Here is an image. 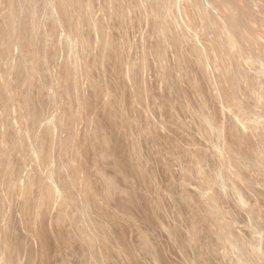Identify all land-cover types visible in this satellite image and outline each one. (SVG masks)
<instances>
[{"label": "rangeland", "instance_id": "rangeland-1", "mask_svg": "<svg viewBox=\"0 0 264 264\" xmlns=\"http://www.w3.org/2000/svg\"><path fill=\"white\" fill-rule=\"evenodd\" d=\"M182 1L0 0V227L14 232L16 229L19 238L26 239L23 252L19 251L22 254L13 260L10 258L12 264H96L97 261V264H229L232 255L228 241L238 252L240 249L247 252L248 246L261 240L259 249L264 252V162L252 161L247 145L241 147L243 152L240 150V139L246 136L251 135L254 143L262 142L264 137L255 139L256 133L263 135L264 127L260 124L253 130L256 133L248 130L258 105L245 98L240 90V78H237V74L240 76V62L237 61H240V36L229 26L226 27L228 30L220 28L213 33L210 25H205L213 39L207 41L202 37L203 29L196 30L197 20H191L194 10L188 7L189 0ZM239 1L232 0L231 9L236 15L240 14ZM210 16L214 17V13ZM227 32H233L232 37ZM220 56L221 61H218ZM224 60L234 71L231 77L224 74ZM203 66L206 71L215 73L208 71L209 75L207 72L210 93L204 87L205 96L199 92L198 84L207 80ZM203 97H211L207 102L215 101L211 102L213 106L205 102L210 109L203 106ZM217 97L220 101L215 99ZM213 107L218 110L215 115L211 113ZM33 116L37 117L33 119ZM37 118L42 120L41 126L37 125ZM202 120L209 121V127L216 125L219 133L211 128L204 133ZM36 127H40L39 130ZM44 127L49 132L43 131ZM232 132L239 140L235 150L239 157L232 159L239 175L240 154L247 163V166L243 163L247 168L241 173L240 181L237 180L238 191L228 181L218 178L220 166H213L212 170V164L208 162L210 159L215 165L217 159H230L232 154L228 145ZM49 139L51 141L47 142ZM187 143L193 146L188 147ZM184 152L189 154L185 156ZM192 156L197 160L205 157L202 169L205 175L208 174L209 189L184 169ZM17 160L20 163L18 177L12 173ZM30 167L36 171L33 173ZM231 171H225V175H231ZM10 173L15 176L14 190L8 186ZM36 177L41 182L42 192L40 190L35 198L33 187L29 190L31 202L35 204L36 200V204L33 209L29 207L31 214L27 210L26 217L21 206L27 194L25 184L28 186ZM246 177L251 181L247 185L242 181ZM64 178L66 185L62 183ZM241 183L246 189L242 190ZM215 188L224 190L225 194L219 195ZM200 191L204 193L202 196L198 194ZM238 192L241 195L247 192L246 199L250 198L251 204ZM207 193L217 210H213L216 212L213 216L218 215L223 225L226 223L220 232L217 227L214 231L215 224H209L212 219L206 215L205 208L202 209L204 206H198L201 211L194 206L193 198L200 203L199 199H205ZM189 194L194 197L189 198ZM240 198L249 208L257 206V213L247 216V212L240 209ZM39 203L44 204V209ZM96 203H101V210L98 211ZM254 208H251L252 212ZM27 219L30 226L26 225ZM40 221L50 238L48 253L43 255L37 234ZM64 223L68 227L65 233V229L56 227V224L64 226ZM117 235L122 237L121 243ZM16 251H9V257ZM24 252L28 254L26 257ZM109 254L111 261H108ZM255 257L257 255L251 256L245 264H255Z\"/></svg>", "mask_w": 264, "mask_h": 264}, {"label": "bare ground", "instance_id": "bare-ground-1", "mask_svg": "<svg viewBox=\"0 0 264 264\" xmlns=\"http://www.w3.org/2000/svg\"><path fill=\"white\" fill-rule=\"evenodd\" d=\"M180 1H182V0H180ZM225 1H228V3L227 4H225ZM169 2V1H168ZM183 2V1H182ZM188 2V7L190 8V9H193L194 10V14H193V16H192V19L191 20H193V21H195V20H197L196 21V23H195V26H196V30L197 31H200L201 29H203V32H202V34L204 35V36H202V34H201V36L202 37H204V38H206V40L207 41H210V40H213L212 39V37L210 36L211 34V32H209V31H207V30H205V25H210V29H213V33H216V32H218L219 31V29L221 28L222 30H224V29H226V27H231V28H233L234 30H235V32H236V34L238 35V36H240L239 38H240V48H239V50H240V61L239 60H237L238 62H240V68L237 66V69H238V72L240 73V76L237 74V78H240V90H241V93L243 94V96L245 97V98H247V99H249L251 102H253V103H255L256 105H258V107L256 108V112H255V116H254V120H253V123L252 124H250L249 126L250 127H248V130H249V128H250V131H252L253 132V130H256L259 126H260V124H262L263 125V127H264V110H262L261 109V107L264 109V107L262 106V105H264V0H240L239 2H240V14L238 15L240 18L238 19L237 18V15L233 12V10L231 9V6H232V0H205V3H202L203 2V0H189V1H187ZM109 3V2H108ZM180 4V3H179ZM185 4V3H184ZM225 4V5H224ZM142 5V4H141ZM181 5V4H180ZM186 5V4H185ZM184 5V6H185ZM178 6V5H177ZM208 7V8H207ZM233 7V6H232ZM184 8V7H183ZM230 8V9H229ZM180 9V8H179ZM209 10L208 12L206 11V10ZM213 9V10H212ZM116 12V11H115ZM211 12V13H210ZM212 12L214 13V17L213 16H210L211 14H212ZM179 13V12H178ZM192 14V13H191ZM190 16V15H189ZM191 17V16H190ZM211 17H212V19H211ZM197 18V19H196ZM185 19V18H184ZM161 20V19H160ZM201 22V23H200ZM184 23V22H183ZM222 26H223V28H222ZM157 29V28H156ZM221 30V31H222ZM226 30H228V29H226ZM231 30V29H230ZM230 30H229V32H230ZM232 31V30H231ZM229 32H227L228 33V35H230L231 37H232V33L231 34H229ZM201 33V32H200ZM199 33V34H200ZM177 34V33H176ZM210 34V35H209ZM218 34V33H217ZM222 34H224V32H222ZM235 34V35H236ZM227 35V34H226ZM234 35V36H235ZM215 36H216V34H215ZM219 36V35H218ZM219 37H221V36H219ZM201 38V37H200ZM224 38V37H223ZM228 38H230V37H228ZM227 38V39H228ZM235 38V37H234ZM237 38V37H236ZM235 38V39H236ZM201 39H203V38H201ZM218 39V38H217ZM221 38H219V40H220ZM235 39H233V40H235ZM174 40V39H173ZM214 40H215V38H214ZM224 40H225V38H224ZM232 40V39H231ZM237 40H238V38H237ZM214 42H217V40L216 41H214ZM227 42H229L228 40H227ZM231 42V41H230ZM233 42V41H232ZM232 42H231V44H232ZM168 43V42H167ZM234 43V42H233ZM178 44V43H177ZM184 44V43H183ZM227 44H229V43H227ZM226 45V44H225ZM218 46H220V44L219 45H217L216 47H218ZM222 46V45H221ZM227 46V45H226ZM229 46H232V45H230L229 44ZM235 47V46H234ZM162 48V47H161ZM223 48V47H222ZM225 48H227V47H225ZM230 48V47H229ZM216 49H218V48H216ZM221 49V48H220ZM224 49V48H223ZM228 49V48H227ZM231 49V48H230ZM230 49H228V50H230ZM233 49V48H232ZM238 49V48H237ZM198 51V50H197ZM220 51V50H219ZM225 52H227V51H225ZM239 52V51H238ZM220 53L222 54L223 52H221L220 51ZM224 54H226V53H224ZM228 54V53H227ZM218 55V54H217ZM182 56V55H181ZM222 56H224L225 57V55H223L222 54ZM227 56H229V55H227ZM226 56V58H228ZM231 56H232V54H231ZM230 56V57H231ZM235 56H236V54H235ZM195 57V56H194ZM223 57V58H224ZM231 58H233V57H231ZM193 59V58H192ZM195 59V58H194ZM221 59V56L219 57V59H218V61H221L220 60ZM229 59V58H228ZM227 59V60H228ZM223 60V59H222ZM227 60H224V61H226V62H224V61H222V68H223V71H224V74L227 76V77H231V75H232V72H234V71H231V69L229 68V65H227L226 66V64L225 63H227L228 64V62H227ZM188 61V60H187ZM233 61V60H232ZM236 61V60H235ZM237 61H236V63H237ZM190 62V61H189ZM188 62V63H189ZM194 62V61H193ZM196 63H197V61H196ZM214 63H215V61H214ZM224 63V64H223ZM234 63V62H233ZM192 64V63H191ZM191 64H189V65H191ZM232 64V63H231ZM230 64V65H231ZM235 64V63H234ZM199 65V64H198ZM193 66V65H192ZM189 67V66H188ZM204 67V66H203ZM233 67V66H232ZM231 67V68H232ZM236 68V67H235ZM204 69V71L205 72H203V74H205V77H207V72L208 71H210V70H208V71H206V67H204L203 68ZM234 70V69H233ZM194 72H195V70H193ZM200 71V70H199ZM191 72H192V70H191ZM211 72V71H210ZM213 72V71H212ZM211 72V73H212ZM235 72H236V69H235ZM197 72H195V74H196ZM209 73V72H208ZM194 74V73H193ZM212 74H215V73H212ZM201 75V74H200ZM209 75H211L210 73H209ZM196 77H197V74L195 75ZM204 76V75H203ZM236 76V75H235ZM196 77H194V81L196 80ZM200 77V76H199ZM198 77V78H199ZM209 77V76H208ZM208 77H207V80L205 79V82H204V80H203V82H199V81H195V83H198L199 84V87H200V90H199V92L201 93V95H203V93H205L206 94V92H208V94L210 93V89H209V86L208 85H210V82H209V79H208ZM214 76H210V78H213ZM201 78H202V75H201ZM234 78V77H233ZM157 79V78H156ZM214 79V78H213ZM198 80V79H197ZM201 81H202V79H200ZM212 81V80H211ZM178 84V83H177ZM205 85V86H204ZM194 86V85H193ZM195 87V86H194ZM197 87V86H196ZM204 87H207V89H209L208 91H206L205 92V88ZM182 89V88H181ZM196 89V88H195ZM199 89V88H198ZM206 89V90H207ZM180 90V89H179ZM197 91V90H196ZM186 92V91H185ZM198 92V91H197ZM184 93V92H183ZM200 93H198V95H200ZM205 94L203 95V96H205ZM196 95V94H195ZM195 95H194V97H195ZM197 96V95H196ZM209 96V95H208ZM210 96H213L212 94L210 95ZM170 97V96H169ZM179 97V96H178ZM193 97V98H194ZM199 97H201V96H199ZM215 97V96H214ZM197 98V97H196ZM202 98V97H201ZM200 98V99H201ZM203 98H205V97H203ZM211 99V97H208L207 99L205 98V99H201V100H205V101H202V102H204L203 103V106L205 107V109L208 107V109H210L209 108V106H213L212 105V101H214V100H210V101H208V102H210L209 103V106L205 103V102H207L206 100H208V99ZM178 99V98H177ZM213 99V98H212ZM215 99H218V97L217 98H215ZM153 100V99H152ZM219 101H220V99H218ZM153 101H155V100H153ZM179 101V100H178ZM183 102V101H182ZM207 102V103H208ZM212 102V103H211ZM215 102V101H214ZM140 104V103H139ZM149 104V103H148ZM155 104V103H154ZM202 104V103H201ZM205 104H206V106H205ZM168 105V104H167ZM216 105V104H215ZM214 105V106H215ZM35 106V105H34ZM172 106V105H171ZM179 106V105H178ZM29 107V106H28ZM32 105H31V109H32ZM170 107V106H169ZM203 107V108H204ZM217 107V106H216ZM36 107H34V109H35ZM172 108V107H171ZM176 108V107H175ZM201 108V107H200ZM214 108V107H213ZM34 109L32 110L33 112H34ZM212 109V108H211ZM28 110H29V108H28ZM37 110V109H36ZM40 110V109H39ZM166 110H169L168 108L166 109ZM165 110V111H166ZM32 111L30 110V112L32 113ZM211 111V110H210ZM215 111H217L218 112V110H216V108H214V110L212 109V114L213 115H215ZM36 112V111H35ZM170 112V111H169ZM168 112V113H169ZM172 112V111H171ZM217 112H216V114H217ZM167 113V112H166ZM210 113V112H209ZM30 114V113H29ZM33 114V113H32ZM37 114V113H36ZM211 114V115H212ZM28 116H30L29 118H31L32 116L31 115H28ZM39 116H41V114L39 115ZM209 116V115H208ZM37 116H33V119H35ZM179 117V116H178ZM211 117V116H210ZM217 117H218V115H217ZM216 117V118H217ZM39 118H41V117H39ZM216 118H215V116H214V123H216L217 121H216ZM212 119V120H213ZM258 119H260V121L258 120ZM32 120V119H31ZM218 120V119H217ZM220 120V119H219ZM219 120H218V123H219ZM258 120V121H257ZM35 121V120H34ZM33 121V124L35 123ZM36 121H38V118H37V120ZM42 121V120H41ZM41 121H38V124L37 125H40L41 124ZM149 121V120H148ZM182 121V120H181ZM203 121V126H202V130H204V133L206 132V130L208 131V129L207 128H211V130H213L214 129V131L215 132H218V128L216 129V125H215V127H213V126H210L209 127V121L207 122L206 120H202ZM40 122V123H39ZM213 122V121H212ZM211 122V123H212ZM220 124V123H219ZM218 124V125H219ZM213 125V124H212ZM41 126V125H40ZM185 127H187L186 125H185ZM189 127V126H188ZM37 128V127H36ZM40 128V127H39ZM39 128H37L38 130H39ZM154 128V127H153ZM182 128H184V127H182ZM191 128V127H190ZM190 128H188V129H190ZM34 129V128H33ZM50 129V128H49ZM57 129V128H56ZM185 129V128H184ZM194 129V128H193ZM221 128H219V130H220ZM263 129V128H262ZM261 129V130H262ZM32 129H30V131H31ZM44 130H47V129H45V127H44V129H43V131ZM191 130V129H190ZM36 131V130H35ZM48 131V130H47ZM47 131L45 132V133H47ZM177 131V130H176ZM179 131V130H178ZM192 131V130H191ZM249 131V133L250 134H252L251 132ZM264 131V130H263ZM49 132V131H48ZM181 132V131H180ZM197 132V131H196ZM255 132V131H254ZM253 132V133H254ZM257 132V131H256ZM255 132V133H256ZM260 132V131H259ZM31 133V132H30ZM35 133V132H34ZM36 133H38V131L36 132ZM35 133V134H36ZM45 133H44V135H45ZM185 133V132H184ZM187 133V132H186ZM219 133V132H218ZM217 133V134H218ZM233 133V132H232ZM35 134H33L32 133V136L34 135L35 136ZM189 134V133H188ZM197 134V133H196ZM261 134H263V135H261L260 136V133H259V135L257 136V133H256V141L258 140V139H260V138H262V137H264V133H261ZM177 135H178V133H177ZM183 135V134H182ZM194 135V134H193ZM215 135V134H214ZM221 135V134H220ZM230 135V134H229ZM233 135V136H232ZM31 136V137H32ZM180 137H181V134L179 135ZM192 136V134L190 135V137ZM215 136H217V135H215ZM218 136H219V134H218ZM195 138H196V136H194ZM250 137H252L251 135H250ZM249 136H246L245 138H243V139H240V150H241V147L242 146H244V145H247L248 146V148L250 149V153H251V160L252 161H254V162H261V161H263L264 162V138H263V140H262V142H260L259 140L257 141L258 143H254L253 142V140L250 138ZM33 138V137H32ZM36 138V137H35ZM46 138V137H45ZM47 138H49V136L47 137ZM50 138H52L51 136H50ZM176 138V137H175ZM187 138H188V136H187ZM193 138V137H192ZM228 138V137H227ZM255 138V137H254ZM258 138V139H257ZM34 139V138H33ZM197 139V138H196ZM195 139V140H196ZM201 139V138H200ZM219 139V138H218ZM38 140H39V138H38ZM45 140H47V139H45ZM194 140V141H195ZM223 140V139H222ZM35 141H37V139L35 140ZM51 140L49 139V141H47V142H50ZM105 141V140H104ZM179 141V140H178ZM34 142V141H33ZM32 142V143H33ZM47 142H46V145H47ZM53 142V141H52ZM198 142V141H197ZM196 142V143H197ZM226 142V141H225ZM224 142V143H225ZM37 143H39V142H37ZM36 143V144H37ZM43 143H45V142H43ZM183 143H185V142H183ZM192 143V142H191ZM196 143H194V144H196ZM199 143V142H198ZM50 144V143H49ZM190 144V143H189ZM223 144V143H222ZM52 145V144H51ZM51 145H50V147H51ZM187 145H188V143H187ZM193 146V144H190V145H188V147H190V146ZM220 145V144H219ZM239 145V140H237L236 138H235V134L233 133V134H231V137H230V139H229V148H231V154H232V156H230V159H227V160H225L226 158H224V160L225 161H222V160H219V159H217V162H216V164L214 165V163L215 162H211L210 161V159H208V162H209V164L211 163L212 164V167L213 166H215V167H219L220 166V168H219V172L217 173V176H218V178L219 177H221V179L223 180V182H225V181H228L229 183H231V185H232V187H233V189H235V190H237L238 191V187H240V186H237V180H239L240 181V178L242 177V175H241V173L247 168V167H245V165L247 166V163L245 162V161H243L242 160V158H241V154H240V175H239V171L237 170V168H236V166L232 163V159H233V157H234V160H236L238 157H239V154H237L236 153V151L235 150H237V146ZM42 146H44V145H42ZM143 146V145H142ZM171 146V145H170ZM35 147V149L36 148H38V147H36V146H34ZM49 147V148H50ZM184 147H187V146H184ZM220 147V146H219ZM224 147H225V145H224ZM174 148V147H173ZM177 148V147H176ZM182 148V147H181ZM39 149V148H38ZM37 149V150H38ZM45 149V147H42V150H44ZM51 149V148H50ZM178 149H180L179 148V146H178ZM182 149H184V148H182ZM186 150L188 149V148H185ZM198 149V148H197ZM228 149V148H227ZM41 150V149H40ZM54 150V149H53ZM136 150V149H135ZM134 150V151H135ZM189 150H191V148L189 149ZM188 150V151H189ZM194 150V149H193ZM200 150V149H199ZM224 150H226V148L224 149ZM253 150H254V152H253ZM51 151H52V149H51ZM50 151V152H51ZM134 151H133V153H134ZM174 151H175V149H174ZM180 151H181V149H180ZM182 151H184V150H182ZM242 152H243V150H241ZM96 152V151H95ZM128 152H132V150L131 151H128ZM195 152H196V150H195ZM40 153V152H39ZM41 153H43V154H45V152L43 151H41ZM40 153V154H41ZM54 152H52V153H49L50 155L51 154H53ZM132 153V154H133ZM185 154V156H187L189 153H194V152H190L189 151V153H186V152H184ZM200 153V152H199ZM213 153V152H212ZM36 154V153H35ZM42 154V155H43ZM137 154V153H136ZM178 154H179V152H178ZM178 154H175V156H177ZM228 154V153H227ZM39 155V154H38ZM46 155V154H45ZM44 155V156H45ZM129 155V154H128ZM182 156V153H180L178 156ZM127 156V155H126ZM133 156V155H132ZM180 156V157H181ZM215 156V155H214ZM40 157V156H39ZM48 157V156H47ZM134 157H135V155H134ZM166 157V156H165ZM183 157V160H184V156H182ZM189 157V156H188ZM222 157V156H221ZM28 158V157H27ZM38 158V157H37ZM42 158V157H41ZM51 158V157H50ZM57 158V157H56ZM131 158V157H130ZM177 158H179V157H177ZM177 158H176V160H177ZM201 158H203V157H201ZM199 159V160H197L196 158L194 159V157L192 156V159L191 158H189L190 159V161L188 162V164L186 165V168L184 167V169L185 170H187V172L189 173L188 175H190L191 176V174L193 175V179H194V176H195V178L199 181V182H201L202 184H204L205 185V187L206 188H208L209 187V181L210 180H208V177H207V173H206V175H205V172H204V170L202 169V164L204 163V159H205V157L203 158V159ZM207 158V157H206ZM223 158V157H222ZM228 158V157H227ZM43 159H46V158H43ZM49 160V159H48ZM134 160V159H133ZM185 160H188V159H185ZM202 160H203V163H202ZM45 161V160H44ZM58 161V160H57ZM178 161V160H177ZM216 161V160H215ZM230 161H231V163H230ZM31 162V161H30ZM29 162V163H30ZM45 162H48V161H45ZM54 162V161H53ZM130 162H131V159H130ZM170 162V161H169ZM184 162V161H183ZM185 162H187V161H185ZM51 163V162H50ZM133 163V162H132ZM245 165H244V164ZM27 164H28V161H27ZM38 164V163H37ZM46 164V163H45ZM185 165H183V166H185ZM204 165V164H203ZM31 166V165H30ZM42 166H44V165H42ZM206 166V165H205ZM208 166V165H207ZM209 166H211V165H209ZM32 167V166H31ZM30 167V168H31ZM34 167V166H33ZM32 167V168H33ZM131 167V166H130ZM167 167H168V165H167ZM231 167V168H230ZM19 168H20V163H19V161L17 160V162L15 163V165L13 166V169H12V173L13 174H16V176L18 177V170H19ZM32 168H31V171H33V173L36 171H34V169L32 170ZM50 168V167H49ZM206 168V167H205ZM227 168H228V170H227ZM57 169V168H56ZM126 169V168H125ZM129 169V168H128ZM211 169V168H210ZM214 169V167L212 168V170ZM230 169H232L233 171H231V175L229 174V176H226L225 174H226V172L225 171H230ZM234 169H236V170H234ZM127 171V170H126ZM130 171V170H129ZM225 172V173H224ZM227 172V173H228ZM28 173H30L29 172V170H28ZM185 173H186V171H185ZM191 173V174H190ZM13 174H9V176H8V186L10 185V189L11 190H14V187L16 188V186H15V181H14V179H15V176L13 175ZM31 174V173H30ZM59 174V173H58ZM185 175V174H184ZM187 175V174H186ZM185 176V177H189V176ZM212 175V177H213V174H211ZM246 174H244V176H245ZM248 175V174H247ZM246 175V176H247ZM174 176V175H173ZM32 177V176H31ZM31 177H28V178H31ZM33 178V177H32ZM191 178V179H192ZM214 178V177H213ZM232 178V179H231ZM251 176H250V180H251ZM184 179V178H183ZM201 179V180H200ZM210 179H211V177H210ZM247 179H249V178H244V179H242V181H243V183L245 184V185H247L248 184V181L249 182H251L250 180H247ZM34 180V179H33ZM31 180L32 182H30L29 184H28V186L25 184V186H26V189H27V194H26V196H25V200H24V202L22 203V209L25 211V212H23V213H25L26 214V211L28 210L29 212L31 211V210H29V207L31 206V208L30 209H33V204L34 203H32L33 201H32V197H29V190L30 189H32V187H33V197H35V195H37V194H39L40 193V190H41V186L42 185H40L41 184V182H40V180H38V178L36 177V180ZM57 180V179H56ZM60 180H61V178H60ZM190 180V179H189ZM252 180H253V178H252ZM183 181V180H182ZM214 181V180H213ZM215 181H216V179H215ZM212 182V183H215L216 184V182ZM256 181V180H255ZM61 182V181H60ZM66 182H67V180L64 178L63 179V185H66ZM187 181H185V183H186ZM195 182H197L196 180H195ZM28 183V182H27ZM177 183V182H176ZM198 183V182H197ZM229 183H227V184H229ZM243 183H241V185H242V190H244V189H246V186H245V188L243 189ZM45 184V183H44ZM60 184V183H59ZM188 184H189V182H188ZM253 184V183H252ZM192 185H193V183H192ZM213 185V184H212ZM239 185V184H238ZM250 185V184H249ZM172 186V185H171ZM175 185H173V187H174ZM180 186V185H179ZM217 186V185H216ZM237 186V187H236ZM64 187V186H63ZM182 187V186H181ZM185 187V186H184ZM183 187V188H184ZM197 187V186H196ZM219 187V186H218ZM43 188H44V186H43ZM66 188V187H65ZM175 188V187H174ZM182 188V189H183ZM188 188V187H187ZM210 188V187H209ZM208 188V189H209ZM212 188V187H211ZM46 188H44L43 190H45ZM48 189H50V188H48ZM94 189V188H93ZM169 189H172V190H174L172 187H169ZM176 189V188H175ZM199 189V188H198ZM197 189V190H198ZM205 189V188H204ZM204 189H202V190H204ZM214 189V188H213ZM216 189V191H218V194L219 195H221V194H225L224 193V190L221 192L218 188H215ZM241 189V188H240ZM194 190V189H193ZM193 190H191V191H193ZM249 190H251V189H249ZM248 190V191H249ZM259 190V189H258ZM48 190L46 189V192H47ZM171 191V190H170ZM187 191V190H186ZM262 191V190H261ZM41 192H42V190H41ZM43 192H45V191H43ZM177 192V191H176ZM190 192V191H189ZM197 192V191H196ZM214 191H212V193H213ZM227 192H228V190H227ZM70 193V192H69ZM172 193H173V191H172ZM188 193V192H187ZM191 193V192H190ZM203 192H199L198 194H200L199 196H202L201 194H202ZM229 193V192H228ZM247 193V192H246ZM245 192H243L242 193V195L244 194V196H245V200L246 201H248V203H250L251 204V201L249 202V199L250 198H247L246 199V194ZM100 194V193H99ZM192 194H194V193H192ZM204 194V193H203ZM209 193H207V195H204V196H206V198L205 199H199V200H201V202L199 203H197L196 202V200H195V197L194 196H196L195 194H194V198L189 194L188 196H191V197H189V198H193L194 199V201H195V208L196 209H198L199 210V208H198V206L200 205V206H204L202 209H204L205 208V212L207 213H205L206 215H210L211 216V219L212 220H210L209 222H211V223H209L210 225L213 223V224H215V227H213L214 228V231H216L215 230V228L217 227L218 228V231H219V229H220V231H221V229L223 230L224 229V226L226 225V223H225V225H223V222L222 221H220L219 220V216L217 217V216H213V215H215V213L217 212V210H216V212L214 213V208H215V205H214V203H213V205H212V201L210 202V199H212V197H210L209 195H208ZM235 194V193H234ZM238 194L240 195V196H242L239 192H238ZM249 194V193H248ZM233 195V194H232ZM252 195H254V194H252ZM38 196V195H37ZM45 196H47V195H45ZM49 196H50V194H49ZM128 196V195H127ZM180 196V195H179ZM186 196V195H185ZM188 196H187V198H188ZM208 196V197H207ZM256 196V195H255ZM116 197H118V195L116 196ZM144 197V196H143ZM181 197V196H180ZM179 197V198H180ZM197 197V196H196ZM36 198V197H35ZM49 198V197H48ZM119 198H120V196H119ZM122 198V197H121ZM166 198V197H165ZM173 198V197H172ZM178 198V199H179ZM183 198H184V196H183ZM244 198V197H243ZM243 198H240V209H243V212L244 211H246L247 212V216H251L253 213H255L257 210L255 209V208H258L256 205V207L254 208V207H251L252 209L254 208V210H253V212H252V209L251 208H249L248 206H245L244 205V200H243ZM252 198V197H251ZM256 198V197H255ZM29 199H31L30 201H29ZM38 199V198H37ZM50 199V198H49ZM92 199V198H91ZM138 199H141V198H138ZM184 199H186V198H184ZM193 199H191V200H193ZM197 199V198H196ZM222 199V198H221ZM48 200V199H47ZM47 200H46V202H47ZM115 200V199H114ZM120 200V199H119ZM166 200V199H165ZM177 200V199H176ZM252 200H253V198H252ZM255 200V199H254ZM256 200H257V198H256ZM32 201V202H31ZM39 201V200H38ZM49 201V200H48ZM92 201H93V199H92ZM111 201V200H110ZM173 201V200H172ZM180 201V200H179ZM178 201V202H179ZM186 201V200H185ZM185 201H184V203H185ZM32 204H31V203ZM95 202V201H94ZM100 202V201H99ZM113 202V201H112ZM115 202V201H114ZM124 202V201H123ZM131 202V201H130ZM174 202V201H173ZM188 202V201H187ZM186 202V203H187ZM189 202H190V200H189ZM44 203H45V201H44ZM111 203V202H110ZM118 203V202H117ZM180 203H181V201H180ZM183 203V202H182ZM183 203V204H184ZM202 203V204H201ZM205 203V204H204ZM222 203V202H221ZM238 203V202H237ZM247 203V204H248ZM31 204V205H30ZM35 204H36V200H35ZM34 204V205H35ZM39 204H41V203H39ZM38 204V205H39ZM43 204V203H42ZM41 204V208H43L42 206L44 205H42ZM97 204V203H96ZM99 204H101V203H99ZM99 204H97V205H99ZM121 203H119V205H120ZM127 204H129L128 202H127ZM188 204V203H187ZM191 204H194V203H192L191 202ZM246 204V203H245ZM255 203H253V205H254ZM97 205L95 206V205H93V206H95V207H97ZM103 205H104V203H103ZM135 205V204H134ZM227 205H229V204H227ZM262 205V204H261ZM47 206H48V204H47ZM102 206V205H101ZM125 206V205H124ZM187 206V205H186ZM217 206V205H216ZM226 206V205H225ZM38 207H40V206H38ZM104 207H105V205H104ZM147 207V206H146ZM223 207V206H222ZM260 207V206H259ZM262 207H263V205H262ZM21 208V207H20ZM37 208V207H36ZM41 208H38V209H41ZM45 208H47L46 206H45ZM94 208V207H93ZM106 208V207H105ZM122 208V207H121ZM188 208H189V206H188ZM44 209V208H43ZM91 209V208H90ZM96 209V208H95ZM97 209H98V211L99 210H101L102 208H100V205L97 207ZM190 210L192 209V208H189ZM22 210V211H23ZM94 210V209H93ZM132 210V209H131ZM143 210V209H142ZM141 210V211H142ZM193 210H194V208H193ZM193 210H191V212L193 211ZM214 210V211H213ZM256 210V211H255ZM259 210V209H258ZM261 210V209H260ZM263 210V209H262ZM33 211H35V210H33ZM36 211H37V209H36ZM96 211V210H95ZM130 211V210H129ZM199 211H201V210H199ZM264 211V210H263ZM40 212H41V210H40ZM42 212H43V210H42ZM97 212V211H96ZM178 211H176V213H177ZM183 212V211H182ZM185 212V211H184ZM190 212V213H191ZM262 212V211H261ZM46 213V212H45ZM168 213V212H167ZM174 213V212H173ZM193 213H196V211L194 210V212ZM192 213V215H193V218H194V214ZM197 213H199V212H197ZM257 213V212H256ZM259 213H260V211H259ZM258 213V214H259ZM24 214V215H25ZM30 214H31V212H30ZM41 214V213H40ZM132 214H134V213H132ZM187 214V213H186ZM262 214L263 213H261V217H262ZM29 215V214H28ZM34 215H36V214H34ZM119 215V214H118ZM139 215V214H138ZM144 215V214H143ZM142 215V216H143ZM175 215V214H174ZM197 214H195V216H196ZM198 215H200V214H198ZM255 215H257V214H255ZM41 215H39V216H37V217H40ZM69 216V215H68ZM76 216V215H75ZM141 216V215H140ZM259 216V215H258ZM26 217H27V214H26ZM70 217H71V214H70ZM70 217H69V219H70ZM135 217V216H134ZM144 217V216H143ZM204 217V216H203ZM260 217V218H261ZM24 218V217H23ZM140 218V217H139ZM147 218V217H146ZM200 218V217H199ZM229 218V217H228ZM249 218V217H248ZM252 218V217H251ZM250 218V219H251ZM34 219V218H33ZM180 219H181V217H180ZM186 219V218H185ZM195 219V218H194ZM194 219H193V221H194ZM201 219H203V218H201ZM246 219V218H245ZM253 219V218H252ZM256 219V218H255ZM29 219H27L26 220V225H29L30 226V221H28ZM39 220V219H38ZM72 220V218L69 220V222H72L71 221ZM132 220V219H131ZM143 220V219H142ZM221 220H222V218H221ZM260 220V219H259ZM44 221V220H43ZM56 221V220H55ZM64 221V220H63ZM122 221V220H121ZM145 221H146V219H145ZM151 221V220H150ZM193 221H192V223L191 224H193ZM203 221H206L205 219L203 220ZM219 221V222H218ZM246 221V220H245ZM262 222H263V220H261ZM41 222V221H40ZM132 222H134V221H132ZM184 222V221H183ZM188 222V221H187ZM208 222V221H207ZM222 222V223H221ZM57 223V222H56ZM60 223V222H59ZM74 224H77V221H76V223H75V221L73 222ZM99 223V222H98ZM143 223V222H142ZM145 223V222H144ZM148 223H149V221H148ZM182 223V222H181ZM200 223H201V220H200ZM199 223V224H200ZM206 223V222H205ZM264 223V222H263ZM32 224V223H31ZM37 224V223H36ZM60 224H62V223H60ZM147 224V223H146ZM203 224V223H202ZM207 224V223H206ZM251 224V223H250ZM249 224V225H250ZM253 224V223H252ZM258 224V223H257ZM38 226V232H37V234L39 235V240H40V247H41V255H43V254H47L48 253V242H50V238H48L47 237V231L45 232V227H43V223L41 222V223H38L37 224ZM65 225H66V223H64V226L63 225H59L58 226V224H56V227H59V229H65L64 230V233H65V231L67 232V230H68V227L66 226L65 227ZM69 225V224H68ZM195 225V224H194ZM205 225V224H204ZM78 226V225H77ZM148 226H149V224H148ZM191 227H193L192 225H190ZM196 226V228H198L197 227V225H195ZM209 226V225H208ZM228 226V225H227ZM257 226H259V224L257 225ZM55 227V228H56ZM60 227H62V228H60ZM81 227V226H80ZM187 227V226H186ZM206 227H207V225H206ZM210 227V226H209ZM253 227V226H252ZM262 227V226H261ZM260 227V228H261ZM264 227V226H263ZM262 227V228H263ZM4 228V227H3ZM2 227H0V263H5V264H9V263H11V260H13V258H15L16 256H20V254H22V250H24V248H23V241H25V240H21L20 238H19V236L15 233V232H17L16 231V229H15V232L14 231H12V230H10L9 228H4L3 229ZM18 228V227H17ZM25 228H28V227H25ZM34 227H32V229H33ZM202 228V227H201ZM200 228V229H201ZM225 228H227V227H225ZM259 228V227H258ZM29 229V228H28ZM27 229V230H28ZM58 229V228H57ZM185 229V228H184ZM183 229V230H184ZM194 229V228H193ZM256 229V228H255ZM109 230V229H108ZM195 230V229H194ZM193 230V231H194ZM208 230H209V228H208ZM230 230V229H229ZM232 230V229H231ZM254 230V229H253ZM258 230V229H257ZM29 232L31 231V230H28ZM37 231V230H36ZM79 231V230H78ZM81 231V230H80ZM192 231V232H193ZM197 231V230H196ZM206 231V230H205ZM210 231V230H209ZM219 231V232H220ZM254 231H256V230H254ZM35 231L33 230V233H34ZM200 232V231H199ZM212 232H213V229H212ZM218 232V233H219ZM259 232V231H258ZM262 232V231H261ZM12 233H13V235H12ZM18 233V232H17ZM206 233H208V232H206ZM230 233H231V231H230ZM257 233V232H256ZM120 234V233H119ZM122 234V233H121ZM202 234V233H201ZM204 234V233H203ZM211 234V233H210ZM209 234V235H210ZM220 234V233H219ZM219 234H217V236L219 237L220 235ZM233 234V233H232ZM7 235H10L11 237H7ZM179 235V234H178ZM200 235V234H199ZM207 235V234H206ZM212 237H213V239H214V234L212 233ZM21 236V235H20ZM49 236V235H48ZM121 236V235H120ZM194 236V235H193ZM208 236V235H207ZM211 236V235H210ZM233 236V235H232ZM252 236V235H251ZM6 237L8 238V239H6ZM35 237V236H34ZM37 238H38V236H36ZM116 237H119L118 235L116 236ZM192 237V236H191ZM200 237H202V236H200ZM211 237V238H212ZM222 237V236H221ZM22 238H23V236H22ZM73 238V237H72ZM72 238H71V240H72ZM108 238V237H107ZM119 238H121V240L119 241V243H121V241H122V237H119ZM118 238V239H119ZM187 238V237H186ZM210 238V239H211ZM226 238V237H225ZM236 238V237H235ZM261 238V237H260ZM109 239V238H108ZM107 239V240H108ZM117 239V240H118ZM200 239V238H199ZM202 239V238H201ZM205 239V238H204ZM220 239V238H219ZM227 239H229V238H227ZM227 239H225V240H227ZM255 239H257V238H255ZM255 239H254V241H255ZM262 239V238H261ZM60 240H63V241H65L66 240V238H65V240L63 239V238H60ZM207 239H205V241H206ZM95 241V240H94ZM213 241H215V240H213ZM217 241V240H216ZM97 242V241H96ZM106 242V241H105ZM108 242V241H107ZM125 242V241H124ZM199 242V241H198ZM208 242V241H207ZM224 242V241H223ZM127 243V242H126ZM184 243H185V241H184ZM227 243V242H226ZM260 243H262L261 242V240H258L257 241V243H256V241L254 242V244L252 243V245L251 246H248V250L249 251H243V250H239V252H238V249H235V246H233V245H231V243H229V241H228V243H227V245L229 246V250H230V253H231V255H232V257H230V259H228V261H229V264H231V263H233V262H235L234 264H245V263H248L249 262V259H250V257L251 256H253L254 257V255H257V257H255V259H256V263H258V264H262V263H264V257L262 256L263 255V253L264 252H262L259 248H260V246L262 245V244H260ZM20 244V245H19ZM187 244H188V242H187ZM199 244V243H198ZM214 244V243H213ZM217 244V243H216ZM264 244V243H263ZM26 245H27V243H26ZM122 245V244H121ZM125 244H123V246H124ZM164 245V244H163ZM190 245V244H189ZM211 245V244H210ZM221 244H219V246H220ZM29 246V245H28ZM48 246V247H47ZM126 246H127V244H126ZM125 246V247H126ZM11 247V248H10ZM130 247V246H129ZM132 247V246H131ZM142 247V246H141ZM211 247V246H210ZM213 247V246H212ZM23 248V249H22ZM29 248H30V246H29ZM128 248V247H127ZM191 248V247H190ZM201 248V247H200ZM215 248V247H214ZM217 248V247H216ZM227 248V247H226ZM262 248V247H261ZM22 249V250H21ZM26 249V248H25ZM192 249V248H191ZM6 250L8 251L7 252V254L5 253L6 252ZM15 250H17L16 252H14L13 253V255H12V257H9L10 256V254H9V251H10V253H11V251H15ZM22 251V252H19V251ZM28 250V249H27ZM209 250V249H208ZM228 250V249H227ZM199 251V250H198ZM216 251V250H215ZM251 251V252H250ZM26 252H28V251H26ZM26 252H24L23 254L25 255V257H26ZM112 253V252H111ZM128 253V252H127ZM225 253V252H224ZM227 253V252H226ZM240 253V254H239ZM201 254V253H200ZM250 254H251V256H250ZM28 255V254H27ZM131 255V254H130ZM166 255V254H165ZM228 255V254H227ZM18 256V257H19ZM203 256V255H202ZM29 256H27V258H28ZM103 257V256H102ZM206 257V256H205ZM204 257V258H205ZM228 257V256H227ZM10 258H11V260H10ZM43 258V257H42ZM49 258V257H48ZM219 258V257H218ZM111 259V255L109 254L108 255V261ZM113 259V258H112ZM199 259V258H198ZM15 260V259H14ZM98 260H100V259H98ZM225 260V259H224ZM41 261V260H40ZM97 261V260H96ZM111 261V260H110ZM202 261V260H201ZM98 262V261H97ZM97 262H96V264H97ZM206 262V261H205ZM210 262V261H209ZM223 262V261H222ZM225 262V261H224ZM14 263V262H13ZM41 264L43 263V262H40ZM50 263V262H49ZM255 263V264H256ZM12 264V263H11ZM46 264V263H45ZM95 264V263H94ZM172 264V263H171ZM202 264V263H201Z\"/></svg>", "mask_w": 264, "mask_h": 264}]
</instances>
